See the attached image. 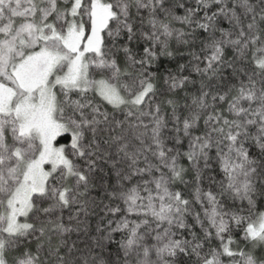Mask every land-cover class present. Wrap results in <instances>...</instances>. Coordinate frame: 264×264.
<instances>
[{
  "label": "snow or ice",
  "instance_id": "obj_1",
  "mask_svg": "<svg viewBox=\"0 0 264 264\" xmlns=\"http://www.w3.org/2000/svg\"><path fill=\"white\" fill-rule=\"evenodd\" d=\"M0 264H264V0H0Z\"/></svg>",
  "mask_w": 264,
  "mask_h": 264
},
{
  "label": "trees",
  "instance_id": "obj_2",
  "mask_svg": "<svg viewBox=\"0 0 264 264\" xmlns=\"http://www.w3.org/2000/svg\"><path fill=\"white\" fill-rule=\"evenodd\" d=\"M224 26L227 27V24L225 23ZM91 223H92V225L94 226V224H95V219H93V220L91 221Z\"/></svg>",
  "mask_w": 264,
  "mask_h": 264
}]
</instances>
